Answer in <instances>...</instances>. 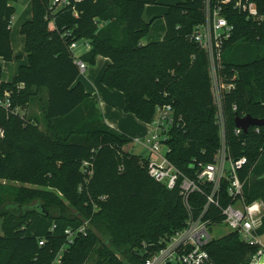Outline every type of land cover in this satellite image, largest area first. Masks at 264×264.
Returning <instances> with one entry per match:
<instances>
[{
    "label": "trees",
    "instance_id": "1",
    "mask_svg": "<svg viewBox=\"0 0 264 264\" xmlns=\"http://www.w3.org/2000/svg\"><path fill=\"white\" fill-rule=\"evenodd\" d=\"M68 1L32 0L33 17L21 28L28 64L10 82L0 68V264H146L163 236L185 227L189 210L180 186L168 189L154 180L145 155L125 149L135 140L105 121L97 95L79 80L70 45L88 40L91 48L80 56L86 63L109 58L101 81L123 93L125 112L150 124L158 106H174L182 119L170 131L167 156L194 178L198 163L213 162L220 146L208 55L192 39L207 0L169 3L166 33L154 42L144 41L151 26L144 15L146 5L160 0ZM253 1L264 14V0ZM223 6L234 25L221 56V82L233 85L223 91L227 144L232 158L248 157L239 171L246 199L264 200V128L235 133L236 117L264 118V21L249 19L231 3ZM15 12L12 0H0V56L7 61L15 57ZM7 96L9 109L2 104ZM34 103L44 126L29 113ZM228 186L225 179L223 205L231 201ZM206 202V194L190 195L195 217ZM209 218L223 221L214 206L204 215ZM86 221V233L56 262L65 229ZM205 249L214 264H248L257 251L233 231L212 238Z\"/></svg>",
    "mask_w": 264,
    "mask_h": 264
},
{
    "label": "built area",
    "instance_id": "2",
    "mask_svg": "<svg viewBox=\"0 0 264 264\" xmlns=\"http://www.w3.org/2000/svg\"><path fill=\"white\" fill-rule=\"evenodd\" d=\"M60 4H69L68 0H54ZM231 3L235 9L244 12L249 19L258 22L264 21V14L260 11L257 3L253 0H221L213 4L212 0L206 1V16L204 22L197 25L192 34V39L206 51L209 59L210 73L213 85L221 91L216 96L217 118L220 128V146L211 163H198L194 178L185 175L167 156L169 146L166 144L172 127L179 123L182 116H178L174 106L170 103L157 107L151 130L143 137L135 138V142L142 146L146 152L147 169L149 175L157 182L165 185L168 189L180 186L181 194L187 209L189 218L185 227L173 234L161 238L162 248L151 255L146 264H214L209 252L205 249L206 244L214 237L209 228L219 224L213 218L204 219V215L214 206L219 209L223 221L229 231L237 232L240 238L251 246L257 247L248 264H264V232L260 233L264 219V200L255 199L248 201L244 195L245 180L240 177L239 171L248 163V157L242 156L234 159L231 156L227 144L226 117L224 112V92L231 90L233 85L221 82V56L225 42L233 35L234 25L224 15V6ZM78 42H73L70 48L77 59L81 73L87 69V63L76 55ZM214 86H212L214 91ZM9 109L11 102L9 97L2 101ZM237 110V106L234 105ZM256 131L259 133L261 127ZM244 130L236 127L235 133L240 135ZM87 165V162H85ZM86 170V169H85ZM86 172V171H85ZM91 174V171H89ZM229 182L228 197L231 201L227 205L222 204V182ZM208 189V192H205ZM194 192L206 194L207 202L199 217L192 213L189 197ZM88 221L78 227H67L66 243L57 255L56 262H61L64 250L75 241L76 236L86 233ZM46 239L39 241L45 244Z\"/></svg>",
    "mask_w": 264,
    "mask_h": 264
},
{
    "label": "crops",
    "instance_id": "3",
    "mask_svg": "<svg viewBox=\"0 0 264 264\" xmlns=\"http://www.w3.org/2000/svg\"><path fill=\"white\" fill-rule=\"evenodd\" d=\"M13 1L14 0H12V4L14 5ZM159 4H161V0L158 4L146 5L144 16L146 21L151 24L149 33L145 38L146 42L159 41L163 39L166 33L167 27L164 15L168 10L169 3H163V5ZM30 5V9L28 4L25 5L24 9L22 10V15L18 17V19H14V17L12 19L11 44L15 57L13 60L7 61L0 56V68L2 70L3 79L9 82L14 79L21 65L28 64L25 36L21 33V28L25 22L31 20L33 17L32 0L30 1ZM81 46L82 50L80 53H77L75 50L76 55L78 56H81L91 48L88 40L79 41L77 48H80ZM109 63V58L98 55L94 64L87 63V69L84 73L80 74L79 80L84 84L87 92L97 95L99 99V107L103 113L104 119L111 127L125 132L132 137V135H135L132 134L129 128H127L128 125L126 123L131 122L137 127L141 128L142 126L143 131L140 133V135H136L135 138L143 137L151 130L150 124L139 120L132 113L125 112L123 110L125 105L123 93L117 89H111L105 86L101 81L103 72ZM88 65H90L89 70ZM34 106L36 107V111L40 112L36 103H34L31 109L33 110ZM262 260L264 261V257Z\"/></svg>",
    "mask_w": 264,
    "mask_h": 264
},
{
    "label": "rangeland",
    "instance_id": "4",
    "mask_svg": "<svg viewBox=\"0 0 264 264\" xmlns=\"http://www.w3.org/2000/svg\"><path fill=\"white\" fill-rule=\"evenodd\" d=\"M30 1L31 0H14V6L16 7V12H15V15H14V19H18V17H20L22 15V10L24 9L25 5L28 4V7L29 9L31 8V5H30ZM175 1H178V0H161V4L159 5H163V3H173ZM15 22V21H14ZM157 29V28H155ZM146 42V40H144ZM79 48V47H78ZM76 49V52L77 53H80L81 50H82V46L79 48V49ZM90 68V65H88V70ZM212 86L213 85V82H212ZM214 92H215V95L216 96H219L221 95V91H219L215 86H214ZM21 112H23L22 110H19ZM29 113L30 114H37L38 117L40 118L41 120V124L44 123V118H43V115L41 112L39 111H36V107L34 106L33 107V110L30 108L29 109ZM127 123V128H129L132 132V134H134L135 136L137 135H140V133L143 131L142 130V126L141 128L140 127H137L135 125H133L131 122H126ZM42 126H44V124H42ZM135 136L132 135V138H135ZM125 149L127 151H130V152H134L136 154H143L145 155V150L143 149L142 146L136 144L134 141H131L128 145L125 146ZM86 174L89 176L90 173L89 172H86ZM2 182H7L9 185H11L13 188H17L19 186H21L20 183H17V182H14V181H6V180H2ZM26 186H31L30 184H26ZM4 222V219L2 217H0V232H2V224ZM209 232L210 234L212 235V237L214 238H219V237H222L223 235H225L227 232H229V229L227 227L226 224L224 223H219V224H216V225H213L209 228ZM87 264H92L91 261L87 262Z\"/></svg>",
    "mask_w": 264,
    "mask_h": 264
},
{
    "label": "water",
    "instance_id": "5",
    "mask_svg": "<svg viewBox=\"0 0 264 264\" xmlns=\"http://www.w3.org/2000/svg\"><path fill=\"white\" fill-rule=\"evenodd\" d=\"M235 124L236 127L242 128L244 132H248L251 126H261L264 128V118L259 119L251 115L238 116L235 119Z\"/></svg>",
    "mask_w": 264,
    "mask_h": 264
}]
</instances>
